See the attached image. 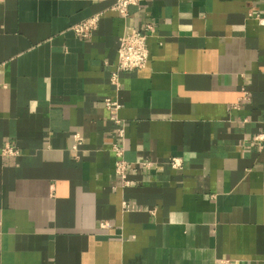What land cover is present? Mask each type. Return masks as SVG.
Listing matches in <instances>:
<instances>
[{
	"label": "crops",
	"instance_id": "0c3cea01",
	"mask_svg": "<svg viewBox=\"0 0 264 264\" xmlns=\"http://www.w3.org/2000/svg\"><path fill=\"white\" fill-rule=\"evenodd\" d=\"M114 2L0 0V264H264V0ZM148 22V66L116 87L120 37Z\"/></svg>",
	"mask_w": 264,
	"mask_h": 264
},
{
	"label": "built area",
	"instance_id": "2783aa9c",
	"mask_svg": "<svg viewBox=\"0 0 264 264\" xmlns=\"http://www.w3.org/2000/svg\"><path fill=\"white\" fill-rule=\"evenodd\" d=\"M146 0H115L113 4V9L118 11L123 16L129 15V9L131 6H136L142 9V5ZM101 19V13H95L90 17L76 23L73 26V30L83 37L91 36L99 27ZM156 31V25L148 22L144 25H137L133 27L130 32L123 34L119 40L118 46V59L115 69L111 72L110 81L112 84L119 87L121 85V73L124 71H133L137 69H143L148 66L150 58V48L148 44L149 37ZM248 89L242 87V95L239 100L247 99ZM105 107L110 111V119L115 125L116 129V141L114 142L113 148L116 153L117 159L115 161V172L120 175L123 179L125 185L130 184L128 178V161L124 158V148L122 142L125 138L126 131V121L123 119L119 111L122 108V103L115 98L106 97L104 99ZM237 103L236 105H238ZM74 138L76 140V146L82 142V136L80 132L74 133ZM252 141L255 144L264 143V131L257 132L253 135ZM3 154L13 155L16 157L20 156V150L11 143H6L2 148ZM171 165L174 168L182 166V160L179 157H173L171 159ZM145 166L150 167L151 161H143ZM123 206L126 209H134L135 205L130 203L128 200L123 201ZM101 225L104 227H109L110 222L108 220H102ZM228 260H223L227 262ZM231 264V263H230Z\"/></svg>",
	"mask_w": 264,
	"mask_h": 264
}]
</instances>
